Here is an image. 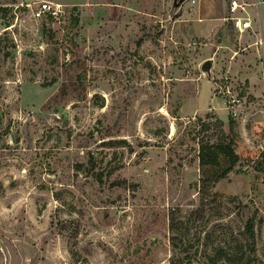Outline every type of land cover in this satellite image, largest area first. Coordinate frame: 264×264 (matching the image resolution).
Segmentation results:
<instances>
[{"label": "rangeland", "instance_id": "rangeland-1", "mask_svg": "<svg viewBox=\"0 0 264 264\" xmlns=\"http://www.w3.org/2000/svg\"><path fill=\"white\" fill-rule=\"evenodd\" d=\"M32 1L0 0V264H231L237 239L264 264V0ZM206 113L239 172L199 165Z\"/></svg>", "mask_w": 264, "mask_h": 264}, {"label": "trees", "instance_id": "trees-1", "mask_svg": "<svg viewBox=\"0 0 264 264\" xmlns=\"http://www.w3.org/2000/svg\"><path fill=\"white\" fill-rule=\"evenodd\" d=\"M172 112V116L177 115ZM196 124L191 128L192 140L197 144L196 158L201 166H216L219 164V156H224L227 161V166L217 176V178L225 177L232 170L239 172L242 168L239 155L235 152L234 148V130L232 121L229 122L228 131H225L224 122L212 113H206L203 118H196ZM118 143H107L109 146H116ZM92 157L88 158V163L91 164ZM251 166L261 172L264 181V149L261 150L257 158L252 161ZM216 178V179H217ZM95 180H101V173L95 174ZM254 218L246 216L242 220L241 231L239 234L242 236L244 244L253 239L254 235ZM241 241L238 239L232 245V252L234 257H227L231 264H247L246 259L241 252ZM239 246V247H238Z\"/></svg>", "mask_w": 264, "mask_h": 264}, {"label": "built area", "instance_id": "built-area-1", "mask_svg": "<svg viewBox=\"0 0 264 264\" xmlns=\"http://www.w3.org/2000/svg\"><path fill=\"white\" fill-rule=\"evenodd\" d=\"M186 2H189L190 4H194L195 0H184ZM183 1V2H184ZM260 1H256V3H259ZM33 5V6H32ZM25 6L29 9V14L34 19H40L42 17H52L56 18L62 11V6L57 3L50 2L48 0H34L31 2V4L26 3ZM230 14L238 12L239 10L244 11L245 8L236 2V0H231L230 5L228 7ZM230 19L234 20V25L236 26L239 34L241 35L246 29L249 28V16L246 17L247 20H244V22L240 23V18L236 16H231Z\"/></svg>", "mask_w": 264, "mask_h": 264}, {"label": "water", "instance_id": "water-1", "mask_svg": "<svg viewBox=\"0 0 264 264\" xmlns=\"http://www.w3.org/2000/svg\"><path fill=\"white\" fill-rule=\"evenodd\" d=\"M183 1H184V0H173V3H172V4H173L174 7H178ZM210 65H211V62H210L209 59H207L206 61H204V62L202 63V65H201V69H202L203 71L208 72Z\"/></svg>", "mask_w": 264, "mask_h": 264}, {"label": "crops", "instance_id": "crops-1", "mask_svg": "<svg viewBox=\"0 0 264 264\" xmlns=\"http://www.w3.org/2000/svg\"><path fill=\"white\" fill-rule=\"evenodd\" d=\"M201 10V9H200ZM206 10V9H205ZM222 16H220L219 18H221Z\"/></svg>", "mask_w": 264, "mask_h": 264}]
</instances>
